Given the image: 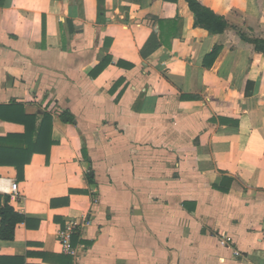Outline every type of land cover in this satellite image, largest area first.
Segmentation results:
<instances>
[{
	"label": "crops",
	"instance_id": "obj_1",
	"mask_svg": "<svg viewBox=\"0 0 264 264\" xmlns=\"http://www.w3.org/2000/svg\"><path fill=\"white\" fill-rule=\"evenodd\" d=\"M198 1L223 33L186 0H0V105L53 117L22 179L0 165L26 217L0 264H264V0Z\"/></svg>",
	"mask_w": 264,
	"mask_h": 264
},
{
	"label": "trees",
	"instance_id": "obj_2",
	"mask_svg": "<svg viewBox=\"0 0 264 264\" xmlns=\"http://www.w3.org/2000/svg\"><path fill=\"white\" fill-rule=\"evenodd\" d=\"M191 11L195 15V23L205 28L212 35H218L229 26L223 16L216 14L210 8L201 4L198 0H186ZM258 51L264 52V39L255 38L251 40ZM214 54V50L208 53L204 61L208 63L209 57ZM105 64L97 68L99 72ZM1 119L22 120L27 125L25 134H10L6 138H0V165H10L16 168L18 179L23 178L24 167L29 163L34 151L44 147L46 151L52 144L51 130L53 117L49 113H43L40 123L39 116L25 114L24 106L20 104H9L1 106ZM61 119L65 122H74L75 116L65 110L61 114ZM44 141V142H43ZM44 144H43V143ZM1 197V195H0ZM5 204L0 205V239L12 240L15 236V226L20 221H25L26 217L14 210L10 205V195H4ZM75 232L73 238L76 240Z\"/></svg>",
	"mask_w": 264,
	"mask_h": 264
},
{
	"label": "built area",
	"instance_id": "obj_3",
	"mask_svg": "<svg viewBox=\"0 0 264 264\" xmlns=\"http://www.w3.org/2000/svg\"><path fill=\"white\" fill-rule=\"evenodd\" d=\"M89 224H90V220H88V219H86L82 223L73 222L70 224L68 229L62 230L59 233V239L61 241L63 251L66 254H69V255L74 256V257H77L79 255V249L72 245V236L79 228H81L84 225H89ZM224 242L225 241L223 240L222 243H224ZM235 255H240V252L235 251Z\"/></svg>",
	"mask_w": 264,
	"mask_h": 264
}]
</instances>
